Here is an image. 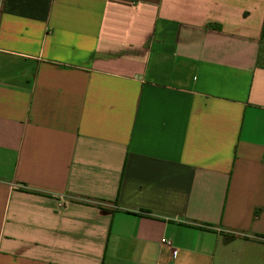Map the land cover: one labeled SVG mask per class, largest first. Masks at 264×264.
Returning <instances> with one entry per match:
<instances>
[{
	"label": "crops",
	"instance_id": "1",
	"mask_svg": "<svg viewBox=\"0 0 264 264\" xmlns=\"http://www.w3.org/2000/svg\"><path fill=\"white\" fill-rule=\"evenodd\" d=\"M263 22L0 0V264H264Z\"/></svg>",
	"mask_w": 264,
	"mask_h": 264
},
{
	"label": "trees",
	"instance_id": "2",
	"mask_svg": "<svg viewBox=\"0 0 264 264\" xmlns=\"http://www.w3.org/2000/svg\"><path fill=\"white\" fill-rule=\"evenodd\" d=\"M263 51H264V22H263V28H262L261 38H260V49H259V55H258V61H257V64L261 68H264Z\"/></svg>",
	"mask_w": 264,
	"mask_h": 264
},
{
	"label": "built area",
	"instance_id": "3",
	"mask_svg": "<svg viewBox=\"0 0 264 264\" xmlns=\"http://www.w3.org/2000/svg\"><path fill=\"white\" fill-rule=\"evenodd\" d=\"M162 242H163V243H165V242H166V240L164 239V240H162Z\"/></svg>",
	"mask_w": 264,
	"mask_h": 264
},
{
	"label": "rangeland",
	"instance_id": "4",
	"mask_svg": "<svg viewBox=\"0 0 264 264\" xmlns=\"http://www.w3.org/2000/svg\"><path fill=\"white\" fill-rule=\"evenodd\" d=\"M263 56H264V51H263Z\"/></svg>",
	"mask_w": 264,
	"mask_h": 264
}]
</instances>
